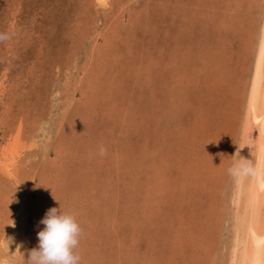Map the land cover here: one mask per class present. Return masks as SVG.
<instances>
[{
  "label": "rangeland",
  "instance_id": "1",
  "mask_svg": "<svg viewBox=\"0 0 264 264\" xmlns=\"http://www.w3.org/2000/svg\"><path fill=\"white\" fill-rule=\"evenodd\" d=\"M263 16L264 0H0V264H26L59 205L81 264H227Z\"/></svg>",
  "mask_w": 264,
  "mask_h": 264
},
{
  "label": "bare ground",
  "instance_id": "2",
  "mask_svg": "<svg viewBox=\"0 0 264 264\" xmlns=\"http://www.w3.org/2000/svg\"><path fill=\"white\" fill-rule=\"evenodd\" d=\"M251 69L233 155V165L248 161L251 170L234 173L233 206L227 203L232 211L227 264H264V16Z\"/></svg>",
  "mask_w": 264,
  "mask_h": 264
},
{
  "label": "clouds",
  "instance_id": "3",
  "mask_svg": "<svg viewBox=\"0 0 264 264\" xmlns=\"http://www.w3.org/2000/svg\"><path fill=\"white\" fill-rule=\"evenodd\" d=\"M242 169L251 170L250 162L234 164L230 171ZM39 222L43 227L37 232L38 245L29 251L26 264H81L83 229L75 213L59 205L49 208Z\"/></svg>",
  "mask_w": 264,
  "mask_h": 264
}]
</instances>
